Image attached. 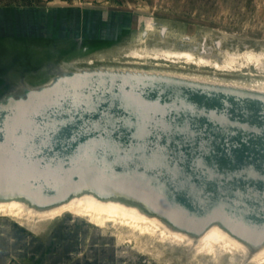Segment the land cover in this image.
<instances>
[{
    "label": "water",
    "instance_id": "1",
    "mask_svg": "<svg viewBox=\"0 0 264 264\" xmlns=\"http://www.w3.org/2000/svg\"><path fill=\"white\" fill-rule=\"evenodd\" d=\"M117 203L197 241L264 251V90L162 72L58 68L0 95V201ZM30 209V210H29Z\"/></svg>",
    "mask_w": 264,
    "mask_h": 264
},
{
    "label": "rangeland",
    "instance_id": "2",
    "mask_svg": "<svg viewBox=\"0 0 264 264\" xmlns=\"http://www.w3.org/2000/svg\"><path fill=\"white\" fill-rule=\"evenodd\" d=\"M0 8L11 12L5 20L16 30L21 15L25 26H50L25 14L32 10L58 18L54 31L69 30L64 36L1 37L0 95L12 85H41L58 68L86 67L264 90V0H0ZM11 213L0 210V264L264 263L262 257L243 263L238 249L200 251L158 232L142 233L117 220L95 223L68 210Z\"/></svg>",
    "mask_w": 264,
    "mask_h": 264
},
{
    "label": "bare ground",
    "instance_id": "3",
    "mask_svg": "<svg viewBox=\"0 0 264 264\" xmlns=\"http://www.w3.org/2000/svg\"><path fill=\"white\" fill-rule=\"evenodd\" d=\"M187 54V53H186ZM0 210L4 212H13L21 213L24 210L21 204L17 201H0ZM30 210V209H29ZM68 210L75 213H83L97 221H114L117 220L125 225L130 226L133 229L138 230L139 232H151L159 234L165 239H170L173 241L187 242L191 244L192 247L195 246L199 248L200 251L212 252L216 251L217 246H223L229 249H238L241 247L239 243L235 242L231 237H229L224 232L220 231L216 227H212L205 231L203 235L197 240L192 241L189 237L184 234L169 231L166 229L157 219L153 217H147L138 213L135 209L122 206L117 203L103 202L99 201L94 197H80L76 200H73L69 203H65L58 207L57 209H52L50 211H45L42 216L57 213L59 211ZM33 214V212L28 211ZM2 213V212H1ZM63 213V212H62ZM4 214V213H2ZM12 214V213H11ZM30 218V217H28ZM112 223V222H111ZM100 224V223H99ZM121 226V224H120ZM130 229V228H129ZM188 245V247H189ZM190 248V247H189ZM221 248V247H220ZM238 253V252H236ZM213 254V253H212ZM229 255V254H228ZM227 255V256H228ZM242 256V255H241ZM236 257V256H235ZM256 257H262L260 260H264V251L261 252ZM253 259V258H252ZM257 261V260H256ZM244 263V262H243ZM257 263V262H256ZM260 263V262H259ZM262 264H264L262 262Z\"/></svg>",
    "mask_w": 264,
    "mask_h": 264
},
{
    "label": "crops",
    "instance_id": "4",
    "mask_svg": "<svg viewBox=\"0 0 264 264\" xmlns=\"http://www.w3.org/2000/svg\"><path fill=\"white\" fill-rule=\"evenodd\" d=\"M34 12V13H33ZM11 14V12H9L8 10H5V8H0V21H1V18L4 20L2 23L0 22V38L1 37H4L6 38V36H10V37H14V36H17V37H38V36H43L46 35V36H54L55 34L57 35H66L68 33V29L64 28V26H62V28L60 30H57L54 31V21L55 19H58L56 17H42L40 15H38L37 13H35V11H26V15L27 16H33V14H35V18L36 19H33V21H38L40 19H43L46 22V26H49L47 27L46 29L40 31L37 27V25L39 23H35V28H32V22H27V26H25V21L23 20L24 18H22V15L20 16L21 18V21H23L21 24H22V27L20 28L21 30H16L15 28V25L16 23H12L11 26H9L7 24V21L5 20V17H8L9 15L8 14ZM27 16L25 17V19L27 20ZM8 25V26H7ZM26 27V28H25Z\"/></svg>",
    "mask_w": 264,
    "mask_h": 264
}]
</instances>
